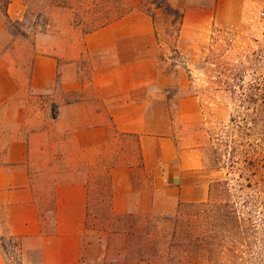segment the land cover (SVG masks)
I'll use <instances>...</instances> for the list:
<instances>
[{
  "label": "crops",
  "instance_id": "0c3cea01",
  "mask_svg": "<svg viewBox=\"0 0 264 264\" xmlns=\"http://www.w3.org/2000/svg\"><path fill=\"white\" fill-rule=\"evenodd\" d=\"M252 1L168 0L183 13L180 40L192 42L242 28ZM25 5L11 0L10 19L22 22ZM67 42L54 39L29 74L0 53V264H85L94 252L101 261V241L86 239L92 200L115 215L173 216L209 196L188 125L198 99L177 95L189 80L158 60L154 18L133 12ZM87 57L84 80L71 68ZM47 96L57 108L38 106Z\"/></svg>",
  "mask_w": 264,
  "mask_h": 264
},
{
  "label": "rangeland",
  "instance_id": "374dc122",
  "mask_svg": "<svg viewBox=\"0 0 264 264\" xmlns=\"http://www.w3.org/2000/svg\"><path fill=\"white\" fill-rule=\"evenodd\" d=\"M151 3L152 0H26L25 18L16 25L6 21L0 9L6 29V34L0 36V53L11 50L17 70L29 74L35 55L50 54L54 39L65 45L68 39L130 13L144 11L151 15L156 27L158 60L166 71H175L189 80V88L177 95L198 99V119L188 125L197 144L203 146L204 170L211 181L209 196L205 202L182 205L173 216L139 212L115 215L104 203L98 205L92 200L86 239L90 243L101 241L99 251L105 256L95 262L99 252H94V259L85 264H247L255 246L256 251L264 248V205L259 196L262 162L259 155L250 154L252 139L246 127L250 124L245 121L250 116L240 97H245L249 85L264 74V0L251 2L242 28H214L194 42L181 41L182 22ZM92 64L87 57L71 71H77L85 80ZM60 84L61 80L56 92L61 91ZM177 92L175 88L171 95ZM65 99L68 101L67 96ZM36 101L38 106L57 108L48 96ZM181 120L189 119L183 116ZM233 157L239 159L235 168ZM253 170L256 175L251 180L253 184L259 180L258 186L241 188L239 181L247 186L246 179ZM217 180L230 184L238 207H226L223 195L214 193L216 196L211 198V186ZM253 201L256 207L251 206ZM234 208L243 227L238 248L231 227ZM12 250L8 249L9 256L16 259Z\"/></svg>",
  "mask_w": 264,
  "mask_h": 264
},
{
  "label": "trees",
  "instance_id": "16d2710c",
  "mask_svg": "<svg viewBox=\"0 0 264 264\" xmlns=\"http://www.w3.org/2000/svg\"><path fill=\"white\" fill-rule=\"evenodd\" d=\"M11 0H0V6H1V13L8 21L9 23H12L14 25L18 24V22H13L9 15H8V7ZM151 5L155 6L157 9L163 10L166 14L173 16L177 18V20L181 21L183 20V13L175 8H173L167 0H152ZM106 24L102 25L101 27L105 26ZM100 27V28H101ZM257 80V79H256ZM252 84L249 85L248 88V94L240 97L241 103H243V107L248 111V115L250 116V119H245L246 122H249V125L246 126L248 131L250 132L251 136V144L249 145L250 148V154L253 156L259 155L260 160L262 162V167H259L261 172V185L262 190L260 191V204L264 205V74L258 78V80ZM232 121H234V117L232 118ZM239 151L236 153L238 154ZM236 157H233L231 163L232 168H235L238 164V161ZM255 162V161H251ZM219 170V169H218ZM255 170L252 171V174L249 175L246 179L248 182V185L245 186L244 183L239 181V185L241 188L247 187L249 189L255 188V186H258L259 180L253 184L251 177L255 176L256 174H253ZM256 178V177H254ZM257 188V187H256ZM217 189V190H216ZM217 194L219 196L223 195L226 199H224V204L226 207H238L237 203L233 200V195H231V188L230 184L227 181L224 180H217L216 184L211 186V198L216 196ZM232 198V200H231ZM258 202V201H257ZM256 201L252 202L253 207H256ZM232 221H231V227H232V234L235 239V246L236 248L239 247L241 244V239L243 238V227H242V218L238 214V210L236 208L232 209ZM252 229L256 230V227L254 224H252ZM255 249H252L253 252H250L249 259L247 260V264H264V248L262 250H257V246L254 247ZM237 250V249H236ZM239 264V263H238Z\"/></svg>",
  "mask_w": 264,
  "mask_h": 264
}]
</instances>
